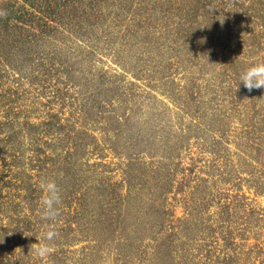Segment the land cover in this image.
<instances>
[{
	"label": "rangeland",
	"instance_id": "obj_1",
	"mask_svg": "<svg viewBox=\"0 0 264 264\" xmlns=\"http://www.w3.org/2000/svg\"><path fill=\"white\" fill-rule=\"evenodd\" d=\"M257 62L264 0H0V264H264Z\"/></svg>",
	"mask_w": 264,
	"mask_h": 264
},
{
	"label": "clouds",
	"instance_id": "obj_2",
	"mask_svg": "<svg viewBox=\"0 0 264 264\" xmlns=\"http://www.w3.org/2000/svg\"><path fill=\"white\" fill-rule=\"evenodd\" d=\"M243 85L249 92L254 88L264 89V62H257L244 66L238 74V86ZM42 196L39 200L42 218L53 219L57 216L58 210L56 205L60 201V194L57 184L54 181H43L41 183ZM55 236L52 230L43 234L44 240H51ZM35 254L44 257L48 254L47 244L40 243L33 249Z\"/></svg>",
	"mask_w": 264,
	"mask_h": 264
}]
</instances>
